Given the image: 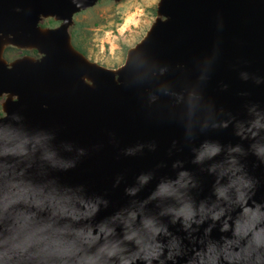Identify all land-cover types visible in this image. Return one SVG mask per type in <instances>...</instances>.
Returning <instances> with one entry per match:
<instances>
[{
    "label": "water",
    "instance_id": "obj_1",
    "mask_svg": "<svg viewBox=\"0 0 264 264\" xmlns=\"http://www.w3.org/2000/svg\"><path fill=\"white\" fill-rule=\"evenodd\" d=\"M97 1L0 0V118L19 112L84 150L74 168L53 175L108 201L96 220L144 200L161 179H174L177 161L197 182L196 199L210 196L215 177L208 165L223 161L230 145L243 149L238 159L255 184L248 203H264V164L253 155L264 153V0H159L154 21L117 68L90 60L71 42L74 14ZM46 18L59 23L40 25ZM7 47L40 56L8 61ZM193 86L210 125L227 126L186 130L174 97ZM204 141L225 151L194 164ZM138 145L143 151L126 154ZM142 173L153 179L127 196L125 188ZM148 208L155 211V202Z\"/></svg>",
    "mask_w": 264,
    "mask_h": 264
},
{
    "label": "clouds",
    "instance_id": "obj_2",
    "mask_svg": "<svg viewBox=\"0 0 264 264\" xmlns=\"http://www.w3.org/2000/svg\"><path fill=\"white\" fill-rule=\"evenodd\" d=\"M174 99L186 130L227 126L210 125L198 88ZM224 151L204 141L192 162L215 161ZM243 154L230 145L223 161L208 165L215 177L208 197L196 199L198 184L177 161L174 179H161L144 200L96 220L108 201L53 175L74 168L84 150L9 113L0 118V264H264V203H248L255 184L238 159ZM253 155L264 164V153ZM152 179L138 175L125 194L136 197ZM153 202L155 211L148 208Z\"/></svg>",
    "mask_w": 264,
    "mask_h": 264
},
{
    "label": "rangeland",
    "instance_id": "obj_3",
    "mask_svg": "<svg viewBox=\"0 0 264 264\" xmlns=\"http://www.w3.org/2000/svg\"><path fill=\"white\" fill-rule=\"evenodd\" d=\"M159 0H98L92 7L73 16L70 26L71 42L90 60L117 68L124 63L127 50L146 33L156 17ZM52 19V18H51ZM50 18L42 26H55ZM32 51L7 47L4 58L11 61ZM0 97V116L3 114Z\"/></svg>",
    "mask_w": 264,
    "mask_h": 264
},
{
    "label": "flooded vegetation",
    "instance_id": "obj_4",
    "mask_svg": "<svg viewBox=\"0 0 264 264\" xmlns=\"http://www.w3.org/2000/svg\"><path fill=\"white\" fill-rule=\"evenodd\" d=\"M51 19V18H50ZM54 23H57V25H58V23L59 22H57V21H55V20H53V19H51ZM56 26V25H55ZM50 27H53V26H50ZM6 50V49H5ZM27 51H32L34 54H35V57H39L40 55L36 52V50H27ZM5 52V51H4ZM30 55V54H29ZM23 56V55H22ZM21 56V57H22ZM32 56H34V55H32ZM19 58V57H18ZM6 59V58H5ZM15 59H17V58H15ZM7 60V59H6ZM14 60V59H13ZM12 61V60H11Z\"/></svg>",
    "mask_w": 264,
    "mask_h": 264
}]
</instances>
